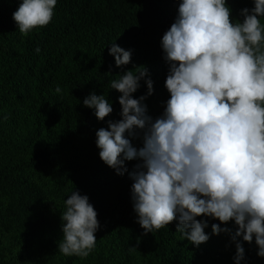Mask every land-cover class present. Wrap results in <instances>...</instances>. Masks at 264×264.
<instances>
[{"label":"trees","instance_id":"obj_1","mask_svg":"<svg viewBox=\"0 0 264 264\" xmlns=\"http://www.w3.org/2000/svg\"><path fill=\"white\" fill-rule=\"evenodd\" d=\"M20 2L0 0V264H234L235 243L225 232L199 247L175 221L145 233L133 209L132 179L107 165L96 145L97 130L121 119V93L110 88L119 73L147 67L154 92L144 103L153 118L162 114L170 93L161 38L180 0H58L52 21L27 35L13 19ZM228 4L234 20L254 6L253 0ZM113 43L131 50L128 64L115 65ZM140 83L137 98L147 93ZM92 91L113 105L104 120L83 104ZM132 143L142 146V138ZM138 162L126 161L129 172ZM71 190L89 196L100 222L96 247L84 258L58 250ZM197 218L208 219V233L212 223L236 227ZM243 244L246 264H264L255 240Z\"/></svg>","mask_w":264,"mask_h":264},{"label":"clouds","instance_id":"obj_2","mask_svg":"<svg viewBox=\"0 0 264 264\" xmlns=\"http://www.w3.org/2000/svg\"><path fill=\"white\" fill-rule=\"evenodd\" d=\"M57 3L21 0L13 12L19 31L27 35L48 25ZM253 4L234 20L228 0H180L161 38L170 93L162 114H148L144 101L154 81L139 66L111 79L110 88L121 93V119L96 132L100 158L133 181V209L145 233L175 221L182 237L199 247L225 232L235 243L234 264H246L244 241L255 240L264 257V0ZM108 51L116 66L131 61V50L119 44ZM141 80L147 93L137 98ZM55 92L63 89L57 85ZM83 104L99 120L113 112L108 97L95 91ZM134 138H142V146ZM133 159L139 162L129 172L126 161ZM70 192L60 209L58 250L84 258L96 247L100 222L89 196ZM201 216L236 227L212 223L208 233L209 221Z\"/></svg>","mask_w":264,"mask_h":264}]
</instances>
